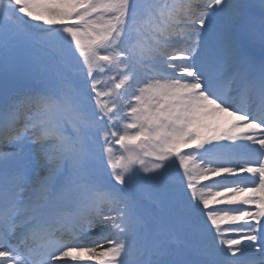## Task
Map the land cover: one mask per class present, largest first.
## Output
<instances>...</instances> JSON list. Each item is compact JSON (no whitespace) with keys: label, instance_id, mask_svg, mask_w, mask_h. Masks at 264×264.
I'll list each match as a JSON object with an SVG mask.
<instances>
[{"label":"snow or ice","instance_id":"obj_1","mask_svg":"<svg viewBox=\"0 0 264 264\" xmlns=\"http://www.w3.org/2000/svg\"><path fill=\"white\" fill-rule=\"evenodd\" d=\"M0 264H264V0H0Z\"/></svg>","mask_w":264,"mask_h":264},{"label":"bare ground","instance_id":"obj_2","mask_svg":"<svg viewBox=\"0 0 264 264\" xmlns=\"http://www.w3.org/2000/svg\"><path fill=\"white\" fill-rule=\"evenodd\" d=\"M110 83V82H109ZM183 151H185V152H191V151H194V150H192V149H185V150H183ZM146 159H150V158H146ZM199 162V157H197L195 160H193V161H191L190 162V166L191 167H193V168H195V166H196V164ZM177 171H179V172H183V169H179L178 168V161H177V164H176V166H174L172 169H171V172H172V174L173 175H175L176 173H177ZM225 177H213V180H220V179H224ZM202 183H207V182H202ZM226 205H219V206H217V205H214V207H225ZM234 206H239V205H234ZM247 207H252V206H247ZM224 227H227L226 225L224 226ZM105 247H107V245H105Z\"/></svg>","mask_w":264,"mask_h":264},{"label":"rangeland","instance_id":"obj_3","mask_svg":"<svg viewBox=\"0 0 264 264\" xmlns=\"http://www.w3.org/2000/svg\"><path fill=\"white\" fill-rule=\"evenodd\" d=\"M104 85H101V87H103Z\"/></svg>","mask_w":264,"mask_h":264}]
</instances>
